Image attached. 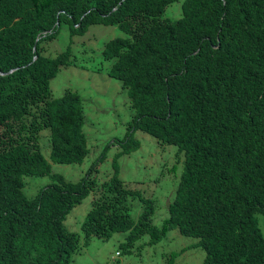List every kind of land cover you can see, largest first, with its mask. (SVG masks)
<instances>
[{"label": "trees", "instance_id": "obj_1", "mask_svg": "<svg viewBox=\"0 0 264 264\" xmlns=\"http://www.w3.org/2000/svg\"><path fill=\"white\" fill-rule=\"evenodd\" d=\"M174 1L0 0V264H71L93 237L126 233L120 249L129 251L143 235L155 243L171 229L197 238L201 264H264V0H182L180 17L161 21ZM62 22L71 35L96 23L119 28L102 55L134 110L126 136L141 130L184 156L160 226L147 200L131 217L139 192L118 176L117 155L100 183L95 164L75 182L51 173L50 162L81 163L88 152L80 94L51 98L49 81L70 49L51 57L41 43ZM124 142L126 152L138 148ZM29 173L50 179L32 197ZM90 193L80 233L69 231L64 219Z\"/></svg>", "mask_w": 264, "mask_h": 264}, {"label": "rangeland", "instance_id": "obj_2", "mask_svg": "<svg viewBox=\"0 0 264 264\" xmlns=\"http://www.w3.org/2000/svg\"><path fill=\"white\" fill-rule=\"evenodd\" d=\"M181 2L169 4L161 21H175L181 15ZM122 35L116 25L91 24L83 34L69 32L68 25L60 24L57 35L43 41V53L54 57L70 49L69 61L61 66L49 81L51 98L61 97L66 89L80 94L84 124L83 133L87 139L88 152L81 163L51 164V173H60L67 181L75 182L90 169L91 176H97L100 183L114 172L113 159L117 155V174L126 187L139 195L130 201V215L136 219L141 213L144 201L153 209L151 223L160 226L168 216V206L175 194L183 170L184 156L177 153V146L161 144L153 136L136 130L127 135L128 123L134 115L128 91L121 82L109 74L110 61L103 58L102 47L111 38ZM48 130L40 134L41 152L48 159ZM124 139L138 142V148L124 151ZM132 145V144H131ZM130 145V146H131ZM124 151V152H123ZM100 158L99 162H95ZM26 177V176H25ZM49 176L29 173L25 178L24 192L32 197ZM92 194L86 196L67 214L63 224L69 231L80 233L81 222L91 208ZM259 228L264 237V213L257 214ZM126 233L118 232L107 240L93 237L87 244H81L71 264H165L170 253H174L173 264H201L204 251L194 244L197 238L169 230L158 242H150V236L143 235L129 251H121L120 243Z\"/></svg>", "mask_w": 264, "mask_h": 264}]
</instances>
